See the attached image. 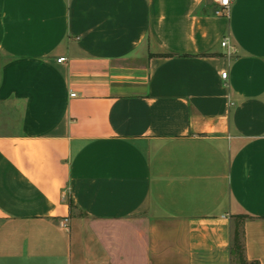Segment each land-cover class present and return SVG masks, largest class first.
<instances>
[{"label": "crops", "instance_id": "1", "mask_svg": "<svg viewBox=\"0 0 264 264\" xmlns=\"http://www.w3.org/2000/svg\"><path fill=\"white\" fill-rule=\"evenodd\" d=\"M216 10L0 0V264H232L238 215L264 264V0Z\"/></svg>", "mask_w": 264, "mask_h": 264}, {"label": "trees", "instance_id": "2", "mask_svg": "<svg viewBox=\"0 0 264 264\" xmlns=\"http://www.w3.org/2000/svg\"><path fill=\"white\" fill-rule=\"evenodd\" d=\"M70 207L73 203L70 202ZM248 216L238 215L233 218L232 244H231V258L232 264H258L256 262H249L245 257V243L243 225Z\"/></svg>", "mask_w": 264, "mask_h": 264}, {"label": "built area", "instance_id": "3", "mask_svg": "<svg viewBox=\"0 0 264 264\" xmlns=\"http://www.w3.org/2000/svg\"><path fill=\"white\" fill-rule=\"evenodd\" d=\"M214 5L217 6L216 10V15L223 16V17H228L229 11L231 9V6L233 5L235 0H210ZM222 47H228V40L225 39L224 41L221 42ZM65 58H60L57 60L58 63L64 62ZM222 79L227 78V73L221 74ZM74 96V95H72Z\"/></svg>", "mask_w": 264, "mask_h": 264}]
</instances>
